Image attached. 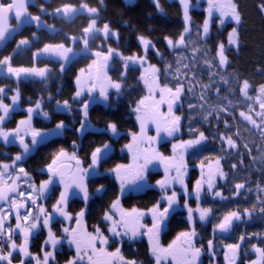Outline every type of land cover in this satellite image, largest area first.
Returning <instances> with one entry per match:
<instances>
[{"label":"snow or ice","instance_id":"6c2138e0","mask_svg":"<svg viewBox=\"0 0 264 264\" xmlns=\"http://www.w3.org/2000/svg\"><path fill=\"white\" fill-rule=\"evenodd\" d=\"M173 2L180 30L154 40L155 28L146 22L167 17L161 0H150L154 12L144 21L121 19L119 26L102 15L106 0H0V52L14 45L0 55V81L9 82L0 83V145L17 149L0 153V264H60L61 255L63 264H203L205 251L214 264L217 236L224 264H264V230H239L264 219V82L227 71V53L240 48L239 2ZM257 10L264 15V0ZM26 53L27 64L17 62ZM27 82L42 85L34 100L23 96ZM66 86L71 93L64 98ZM52 87L55 92L45 94ZM121 104L134 118L126 131L116 115ZM96 105L110 111L102 127L90 118ZM69 132L70 148L64 146ZM90 134L107 139L85 147ZM165 142L171 144L167 155L158 147ZM117 144L126 162L105 167ZM42 146L52 150L34 174L25 165ZM205 152L216 153L207 164ZM193 156L202 157L193 165L199 168L194 182ZM158 169L153 183L149 177ZM253 172L260 174L255 182ZM229 184L225 195L221 189ZM148 190H157L159 199L150 206L131 203ZM252 195L249 207L217 215L212 206ZM97 204L101 214L91 223ZM178 215L185 228L166 240ZM208 222L212 238L205 245L197 227ZM145 239V259L138 250L125 255V247Z\"/></svg>","mask_w":264,"mask_h":264},{"label":"trees","instance_id":"16d2710c","mask_svg":"<svg viewBox=\"0 0 264 264\" xmlns=\"http://www.w3.org/2000/svg\"><path fill=\"white\" fill-rule=\"evenodd\" d=\"M240 5V10L243 15V24L240 28V34H241V41H240V48L237 52L235 49L229 51L228 57L230 60V66L227 69L228 72H239L242 76V78H248L253 83H260L264 82V15H261V13L257 10V5L260 3V0H238ZM55 3V0H54ZM161 3L163 4L165 8V12L167 13V17H159L157 22L147 21V24H151L152 27L155 28V31L151 33V38L154 40H159L163 35H168L173 32L180 30V15H179V9L176 6V4L169 3V0H161ZM107 12L103 13L102 15L112 19L113 23L119 26L121 19L125 20H132L133 23H136L137 21H144L145 15L147 12H154V10L150 6V0H135V3L126 5L124 3V0H106ZM123 14L121 17L120 14ZM193 19L197 22H201V15L199 13V10L193 11ZM122 36H124L126 39H134V37L129 35V32L127 29L120 28ZM28 31L26 30L24 35H27ZM41 41L47 42L49 37L46 34H40ZM20 37H17L19 39ZM42 46V45H41ZM12 47L14 45L10 44L7 48L6 52H0V55L8 54L11 52ZM158 47H160L161 51L166 50L164 48L163 43L158 44ZM30 54H24L22 60L21 58H17V62H23L27 64ZM153 62H156L153 60ZM83 66L82 64L77 65V67ZM260 69L261 71H258ZM72 79V72H69L67 76L64 77L65 84L68 85V82ZM0 83L8 84V81H0ZM14 86V85H12ZM23 88V96L25 99L28 97H32L33 100L41 94V88L42 85L39 83L34 82H27L22 85ZM47 91L55 92V87L49 88L45 90V94ZM71 89L70 86H66L64 89V98H67L70 96ZM134 95V94H133ZM127 99V98H125ZM116 115L123 120L122 124V130H127L129 128H132L133 126V119L128 116L127 109L123 107V104L119 107V110L116 112ZM184 115L187 116V110L185 109ZM17 119L20 117L17 116ZM60 118L70 119V117H63ZM90 118L93 122V124H96L97 127H102L106 119H110V111L105 110L102 105H96L94 106V110L90 114ZM184 123H187V120L184 121ZM37 126H43L42 121H36ZM74 137L72 136L71 132L66 133V143L64 146L71 147V141ZM98 139H107V137H100L98 134H90L87 136V138L83 141L85 147L90 142L96 141ZM126 141H120V143H125ZM120 145L117 144L116 148L117 151L113 154L114 159L105 167H110L115 163L119 162H126L125 158L122 154L119 153ZM160 149L167 155L169 154V143L165 142L164 144L159 146ZM51 148H45L41 147L32 157L28 158L27 164L25 165L27 168H30L33 170V173L36 174L39 170V168L42 166V164L46 161L47 156L49 152L51 151ZM17 149L14 146L5 148L4 146L0 145V153L8 152L11 154H15ZM85 153L82 151L80 153L81 156H83ZM204 155L209 156V161H205V163H209L211 159L216 155L215 152H205ZM3 156H0V159H2ZM202 159L200 156H193L189 161V166L192 167L189 170V178L191 181L194 182L196 178H198V170L196 167H193V165L198 164L199 160ZM252 166H250L248 171H252ZM225 171H228V167L225 166ZM160 172H152L149 179L150 181H154L156 177L160 176ZM246 175L245 171H241L238 176L240 178H243ZM259 173L253 172L252 180L255 182L259 180ZM264 183V181H261ZM223 184V181L220 182ZM231 187V184L225 186L223 189L225 195H229L228 189ZM254 188V185H253ZM112 193L109 194V198L112 197ZM160 193L156 190H148L143 195L138 196L136 199L132 200L131 203L136 204L138 206H150L151 203L155 202V200L159 199ZM254 200V195L249 196L247 202H245L244 197H241L238 203H216L212 205L214 209L216 210L217 215L221 214L224 211H227L230 208H244L249 207L251 203ZM106 202V201H105ZM79 202L76 201L73 203L72 207L75 210L79 209ZM101 214V208L99 204L93 209V216L91 219V223L96 222V217H98ZM214 219V218H213ZM185 224H184V218L177 216L176 219L173 221L172 224V232L171 235L165 237L166 240H170L172 236L175 235L177 231L184 230ZM240 231H246L248 233L252 232H258L261 230H264V219H261L259 217L253 219L250 223L242 224L240 226ZM197 231L200 233V236L203 238L202 243L206 245L207 240L212 238L211 232H212V223L208 222L205 223L203 226L197 227ZM226 242H232L231 239H229ZM255 242V241H253ZM35 244V242H34ZM146 244L147 241L144 240L143 243L140 244H133L131 248L125 247L124 253L126 256L131 257L134 253L133 250H138V256L140 259H145V252H146ZM216 248H217V263L216 264H223V260L221 259V256L219 255L220 248H221V240L220 237L217 236L216 238ZM35 250V248L33 249ZM64 252H68L67 248L63 250ZM68 255H71V253H68ZM65 257L63 255L58 257V260L60 264H63ZM203 264H211V261L209 257L206 255L201 257Z\"/></svg>","mask_w":264,"mask_h":264},{"label":"rangeland","instance_id":"374dc122","mask_svg":"<svg viewBox=\"0 0 264 264\" xmlns=\"http://www.w3.org/2000/svg\"><path fill=\"white\" fill-rule=\"evenodd\" d=\"M177 114H180L179 112L177 113ZM185 125H187V123H185ZM184 131H185V133H186V128L184 129ZM183 138L184 139H187L188 138V136L185 134L184 136H183ZM160 146V145H159ZM158 146V147H159ZM160 148V147H159ZM169 149L171 150V144L169 143ZM160 151H162L161 149H160ZM163 152V151H162ZM169 154H170V151H169ZM211 162V161H210ZM192 167H190L189 166V170L191 169ZM197 170H198V176H199V168H197ZM154 172H160L161 174H162V169H158V171H154ZM160 174V175H161ZM158 178H160V176L159 177H156L155 179H158ZM222 182V181H221ZM153 183H154V181H153ZM157 191V190H156ZM158 192V191H157ZM183 202L181 201V204H182ZM193 206H194V204H193ZM179 217H183L182 215H178ZM184 218V217H183ZM146 240V239H145ZM220 250V256H221V259L223 260V251H222V246H221V248L219 249ZM204 255H206L207 257H209V255H208V253H207V251H205L204 252V254L202 255V256H204ZM217 258V257H216ZM217 263V259H215V262H214V264H216ZM211 264H212V262H211ZM223 264H224V260H223Z\"/></svg>","mask_w":264,"mask_h":264},{"label":"water","instance_id":"95a60500","mask_svg":"<svg viewBox=\"0 0 264 264\" xmlns=\"http://www.w3.org/2000/svg\"><path fill=\"white\" fill-rule=\"evenodd\" d=\"M144 193H145V192H144ZM144 193L139 194V196L142 195V194H144Z\"/></svg>","mask_w":264,"mask_h":264},{"label":"flooded vegetation","instance_id":"af4514ba","mask_svg":"<svg viewBox=\"0 0 264 264\" xmlns=\"http://www.w3.org/2000/svg\"><path fill=\"white\" fill-rule=\"evenodd\" d=\"M143 195V194H142Z\"/></svg>","mask_w":264,"mask_h":264}]
</instances>
